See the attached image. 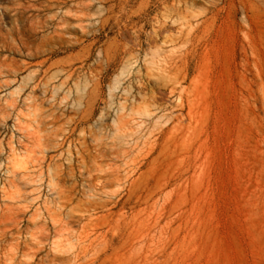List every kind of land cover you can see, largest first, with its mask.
I'll return each mask as SVG.
<instances>
[{"label": "rangeland", "instance_id": "rangeland-1", "mask_svg": "<svg viewBox=\"0 0 264 264\" xmlns=\"http://www.w3.org/2000/svg\"><path fill=\"white\" fill-rule=\"evenodd\" d=\"M118 1L0 52V261L264 264V0Z\"/></svg>", "mask_w": 264, "mask_h": 264}, {"label": "bare ground", "instance_id": "bare-ground-1", "mask_svg": "<svg viewBox=\"0 0 264 264\" xmlns=\"http://www.w3.org/2000/svg\"><path fill=\"white\" fill-rule=\"evenodd\" d=\"M94 1L12 0L10 8L14 20L6 31L0 27V52L5 50L12 52L18 49L23 52L26 51L32 56L41 51L53 50L55 47L72 46L81 39V36L74 35L71 28L75 26L84 27L82 23L84 17L81 15H85L93 7ZM129 1L112 2L109 4L108 9L114 10L118 6L120 10L124 11ZM183 1L189 2V0ZM191 1L194 2L195 0ZM158 3L159 0H153V5ZM138 15L140 16V14ZM185 15L188 14L185 13ZM18 20L25 23L21 24ZM41 31L42 33H40ZM5 61L6 59H4ZM10 65L9 71H15L12 69L13 62ZM0 264L3 263L0 261ZM5 264H12V257H9Z\"/></svg>", "mask_w": 264, "mask_h": 264}]
</instances>
